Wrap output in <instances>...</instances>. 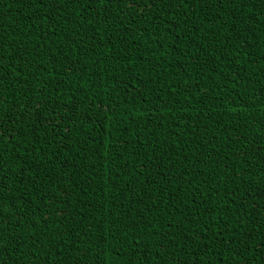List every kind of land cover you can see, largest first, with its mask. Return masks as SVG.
<instances>
[{"label": "trees", "instance_id": "trees-1", "mask_svg": "<svg viewBox=\"0 0 264 264\" xmlns=\"http://www.w3.org/2000/svg\"><path fill=\"white\" fill-rule=\"evenodd\" d=\"M0 264H264V0H0Z\"/></svg>", "mask_w": 264, "mask_h": 264}, {"label": "snow or ice", "instance_id": "snow-or-ice-1", "mask_svg": "<svg viewBox=\"0 0 264 264\" xmlns=\"http://www.w3.org/2000/svg\"><path fill=\"white\" fill-rule=\"evenodd\" d=\"M2 216H3V213H2V210H0V222H2Z\"/></svg>", "mask_w": 264, "mask_h": 264}]
</instances>
